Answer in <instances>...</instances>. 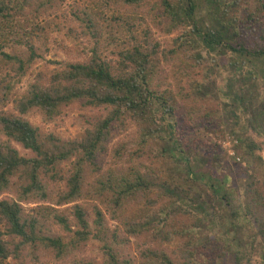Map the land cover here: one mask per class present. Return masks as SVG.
Returning a JSON list of instances; mask_svg holds the SVG:
<instances>
[{
	"label": "trees",
	"instance_id": "1",
	"mask_svg": "<svg viewBox=\"0 0 264 264\" xmlns=\"http://www.w3.org/2000/svg\"><path fill=\"white\" fill-rule=\"evenodd\" d=\"M63 1L0 0V70L10 67L16 75L26 74L42 56L35 41L49 36L54 11ZM120 1L133 12L148 5L151 9L158 7L157 2L152 5V0ZM159 3L162 10L158 14L167 21H156V25L165 34L173 35L167 39V46L153 37L152 29L145 28L142 37L131 36L130 42H122L124 48L113 63L101 48L107 40L103 38L105 27L114 24L105 17L97 19L100 15L92 7L83 11L84 16L76 14L86 23L82 25V33L94 40L87 60L53 70L48 81L38 75L27 92L14 99L13 110H5L11 100L9 93L13 81H7L1 89L0 132L33 154L24 156L16 147L0 143V196L8 191L16 194L11 198L0 197V264H12L8 259L13 251L4 237L6 234L20 238L16 252L26 246L45 248L54 252L58 259L73 255L92 238H97L104 241V264H204V259L198 257L208 250H218L226 263L254 264L250 249L257 246L262 250L260 264H264V182L261 189L260 181H256L261 176L259 167L253 171L251 165L243 164L248 155L263 162V144L240 141L234 145L235 155L228 154L230 159L224 160L222 144L214 143L205 149L200 141L188 137V127L180 122L178 112L183 101H186L185 111L190 113L195 109V106L190 107L195 101L192 89H199L203 93L202 100L212 99L211 95L214 99L221 97L224 100L228 115L235 119L227 131L237 135L253 130L264 136V105L259 107L253 98L259 89V80H264V0H160ZM242 7L246 8V13L240 10ZM11 45L25 46L29 55L24 58L12 54L7 50ZM163 62L175 63L180 69L201 67L203 76L193 78L194 86L176 83L173 91L162 89L166 76L162 82L157 83V80L165 74ZM223 72L227 76L219 83L218 75ZM4 81L0 78V83ZM75 101L106 110L78 138L65 139L53 132L43 134L26 117L35 109L51 120ZM215 113L211 111L207 115L213 116L219 125L215 126V131L224 139L219 123L222 116L218 118ZM174 115L177 119L172 120ZM127 118L142 126L139 137L142 147L139 152L142 153L137 156L146 154L147 148L152 151V147H158V156L170 167L169 172L163 171L161 179L152 166L146 170L135 165L123 171L111 167L102 171L101 159L108 153L109 144L116 136L115 130L120 129ZM196 126L211 128L210 123L202 124L201 121L196 122ZM124 150L116 149V158H122ZM192 154L196 162L191 161ZM209 160L218 164L219 169L209 176L213 183L208 186L205 178L207 175L208 179ZM179 163L184 166L182 170ZM90 171L99 173L92 184L88 183ZM237 174L256 178L247 183L245 190L252 200L244 207L243 202L234 206L231 200L233 179ZM14 177L18 180L14 181ZM62 181L66 188L55 193L52 183ZM157 187H167L177 193L174 201L177 204L172 210L166 206L158 208L159 225L153 237L159 245L140 250L138 258L120 257L115 245L122 248L130 236L145 231L140 226L145 223L146 214L159 204L153 196ZM205 188L213 192L214 203L202 196ZM89 198L98 201L93 205L95 218L92 222L86 207L78 202ZM39 202H55L60 206L73 203L76 225L63 213L54 215L56 221L72 233L71 237L43 234L39 213L26 212L24 206V203ZM100 204L107 205L111 216L122 222L126 237L120 236V227L109 235V220ZM134 204L136 209L130 210ZM210 205L213 213L208 210ZM39 208L45 209L42 205ZM216 208L229 212L232 225L224 223L218 228H205L216 221L214 217L219 215ZM182 216L190 222L184 224L180 220ZM244 223L247 235L253 237L244 236L243 241L251 244L247 249L237 238L238 234L229 237L231 229L243 227ZM179 238L183 241L179 251L170 253L162 247L165 242ZM72 264L99 263L90 259L74 260Z\"/></svg>",
	"mask_w": 264,
	"mask_h": 264
},
{
	"label": "rangeland",
	"instance_id": "2",
	"mask_svg": "<svg viewBox=\"0 0 264 264\" xmlns=\"http://www.w3.org/2000/svg\"><path fill=\"white\" fill-rule=\"evenodd\" d=\"M114 1L116 2V4L114 3ZM159 1L160 0L151 1L152 5L157 2L158 7L155 9H151V5H148L141 8L138 12H133L129 6L123 5L120 0H64L60 4V7H58V9L54 11L56 12L54 17L53 15L51 16L53 17V22L51 33L49 34V36L47 38L42 37L41 39H37L35 41L38 51L42 56H39L35 60L32 66L28 68L26 74L16 75L14 69L10 67H4L2 68V70H0V78L2 79V81L7 79L3 83H0V96L2 95L1 89L6 85L5 83H7V81H13L12 91L9 93V98H11V100L5 106V110H13V107L15 106L14 99L22 97L27 92L28 87L35 81L38 75L44 76V80L48 81L53 70L62 68L69 63L83 62L84 60L88 59L94 47V40L90 37V35L88 36L82 33V25L85 22L78 19L76 14L84 16L83 14H85V12L83 11L88 10L92 7H95L94 12H97L99 13L98 15H100L99 17H97V19H103L105 17V19L114 24V26L105 27L103 38H106L107 40L103 41V46L101 48L103 54L108 59L113 61V63L117 62V60L119 59L118 52L120 51V49L124 48L122 42H125L124 40H128V42H130L131 36L142 37V30L145 28L152 29L153 37L155 39H158L163 46H167V39H169V37H172L173 35L165 34L160 26L156 25V21H167L163 15L158 14L162 10ZM257 4L258 3H256L255 5ZM245 9L246 8L242 7L240 10L246 13ZM113 15L116 16L115 18L117 20L113 17ZM204 49L207 52V49ZM7 50L12 54H18L24 58L29 55V51L26 49V47L21 45H11L7 48ZM216 60L219 61V58L216 57ZM162 67V72H164L165 74H163L161 78H158L159 80H157V83L162 82V80H164L163 77L166 76V82L161 84L160 88H168L171 91L176 88V83H183L188 87L191 85L194 86L193 84L196 82L193 80V78L197 79L203 76L201 74V67L197 69L195 68L194 70L192 68L180 69L175 65V63L169 62H163ZM211 69L214 68L212 67ZM9 73L10 76L12 75V77L9 76ZM188 73L190 74L188 75ZM226 76V72H223V74H219L217 79L218 82L222 83V79H224ZM258 87L259 89L255 91L253 98L255 99L254 102H258L259 107H261V105H264V80H259ZM192 90L194 92L195 101L192 102V105L190 107L195 106V109L191 110L190 113H188L184 110L185 107L183 106L186 101H183L182 109L178 111L180 115V122L185 125V127H188V134L190 135L188 137L190 139L194 138L200 141V145L205 149H209L208 147L213 145L214 143L222 144V155H225L226 157L224 158V160H229V155H235L234 145L237 146V144L241 143L240 141H244L248 144H251L252 141H257L260 144H263L264 147V136L258 135L257 132L253 130L248 132H239L240 134L237 135L232 134L230 131H227V128H231L235 123V119L228 115L225 102L221 97L218 100L214 99L211 95L212 99L202 100L201 96L203 93H201L199 89ZM211 111H215V114L218 118L222 116L221 119L219 118V123H221L220 127L222 129V132L220 133H223V135L225 136L224 139L220 138L215 131V126L219 125L215 123V120L212 119L213 116L210 117L207 115V112L210 113ZM102 113H106V110L101 107L86 106L81 101H75L65 106L62 114L51 120L46 119L42 112L35 109L30 110L26 114V117L43 134L53 132L65 139H73L81 137L85 132V129L88 126H92V124L95 122V118H97V116ZM172 117V120L177 119L175 115ZM199 121H201L202 124L210 123L211 128H198V126H196V122ZM141 131V124L136 123L131 118H127L125 124L120 127V129L115 130L116 136L109 144L108 153L101 159L102 171H106L109 167L123 171L126 168L135 165L139 166L142 170H146L150 168V166H152L158 171L160 179L163 171L166 172L167 169V171L169 172L170 167L168 168V164L163 160L162 157L158 156V147H152V151L147 148L148 152H146V154H142L143 156L140 157L137 156L142 153L139 152V150L142 149V147L139 145V137ZM0 143L9 144L12 147H16L21 155L30 156L33 154L32 151L25 149L21 144H18L15 141H11L9 137H7L2 132H0ZM118 148H120L121 150L125 149V153L123 154L122 158H116L117 156L115 150ZM230 151H232L233 153H230ZM133 153L136 154L133 155ZM257 153H259V151ZM191 156L193 157L191 161L196 162L194 154H192ZM236 158L238 159L237 156ZM209 164L210 168L207 167L208 170H206L208 179L207 175L205 178V180L209 183L208 186L210 185V183H213L209 179V176L219 169V165L212 162L211 160H209ZM243 164L251 165L253 167V171H256L257 167H259V173L261 175L260 180H256V178H253L251 176L250 178H245L241 174H237L236 178L233 179L234 191H232L231 193V200L233 201L234 206H239L240 202H243L244 207L248 202L250 203L252 200L250 193H247L245 190V188L248 186L247 183L254 180L260 181V184H258L259 186H261V189H263L262 185L264 182V161L262 162L256 159L254 155H248L244 159ZM177 165L181 170L184 167L180 163ZM97 173L93 171L89 172V184H92L94 178L97 176ZM184 173L185 171L183 170L182 176L184 175ZM13 180L17 181L18 179L17 177H14ZM218 181H214V183L216 185H221V183ZM52 185L55 193L66 188L65 182L63 181L57 183L53 182ZM201 186L202 184H200V187ZM237 187L239 189H237ZM174 191L176 192V190ZM202 192V196L206 197L210 203H214L213 201L215 197L210 189L206 190L205 188V191ZM175 194L177 195V193H172L171 190L167 187L166 189H163V187H157L154 190L153 196L159 200V204L155 206L154 210H151L146 214L145 223L140 226L145 230L142 234L138 236H130L126 245L122 248L115 245V248L119 252L120 257L129 255L131 257L138 258L140 250L155 248L159 245L157 238L153 237L155 228L159 225L158 208L166 206L167 208H170V210H172V208H174V206H176L177 204V202H174L176 199ZM0 197L11 198L16 197V194L8 191ZM78 202L86 207L88 217L92 222L95 218L93 205L98 203V201H96L94 198H89L85 200H79ZM200 202L203 201L201 200ZM40 205L45 208L43 209V211L40 210ZM24 206L26 212H31L34 214H36L37 212L39 213L38 217L41 220V225L43 227L42 232L44 235L52 237L61 236L65 238L72 236V233L70 231L65 230L63 226L56 221L54 215L63 213L71 219L72 224L74 223V225H76L75 217L72 214L73 203L60 206L55 202H39L24 203ZM100 206L103 207L104 211L106 212L107 219L109 220V235L111 236L112 232L120 227V236L126 237L127 234L123 229L124 226L122 222L120 220L114 219L111 216V213L107 210V205L102 206L100 204ZM212 208V205H210V207H208V210L212 212ZM135 209L136 205L134 206V208L130 207V210ZM216 212L219 213V215H215L214 217L216 221L214 223H208L209 226L205 227L206 229L209 227L218 228L221 225H224V223L232 225L229 219V212L227 210L216 208ZM180 220L184 224H188V222H190L188 218H185L183 216ZM245 225L246 224L244 223L243 227H234L233 229H231L230 231L232 232L229 233V237L238 234L237 238L239 239V241H243L244 236L246 238L249 237L250 239H253V237L247 235V229ZM5 228L6 227L3 226V229ZM226 229H228L227 226ZM4 237L9 242V249L13 251L8 259V261H10L12 264H72L74 260L83 261L90 259L95 260L99 264L105 263V253L102 248L104 241L97 238H92L87 244H84V246L73 255L68 256L64 259H58L55 256L54 252L45 248L35 249L30 246H26L19 252H16L15 247L20 238L10 234H6ZM108 241H110L109 238ZM182 242L183 241L179 238L172 242H165L162 247H164L168 252L174 253L175 251H179ZM250 245L251 244L248 245L247 241H243V246L245 249L250 247ZM250 252L254 256V264H260L262 253L261 247L257 246L256 249L252 248L250 249ZM198 258L204 259V264H231L230 261H228L227 263L225 262L224 257L219 254L218 250H208L207 253L202 254Z\"/></svg>",
	"mask_w": 264,
	"mask_h": 264
},
{
	"label": "built area",
	"instance_id": "3",
	"mask_svg": "<svg viewBox=\"0 0 264 264\" xmlns=\"http://www.w3.org/2000/svg\"><path fill=\"white\" fill-rule=\"evenodd\" d=\"M230 153H233L232 151H230Z\"/></svg>",
	"mask_w": 264,
	"mask_h": 264
}]
</instances>
